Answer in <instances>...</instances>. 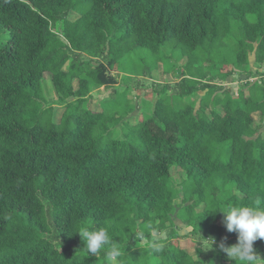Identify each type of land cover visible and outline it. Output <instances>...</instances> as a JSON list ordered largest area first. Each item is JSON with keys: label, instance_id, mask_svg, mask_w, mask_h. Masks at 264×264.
Segmentation results:
<instances>
[{"label": "trees", "instance_id": "16d2710c", "mask_svg": "<svg viewBox=\"0 0 264 264\" xmlns=\"http://www.w3.org/2000/svg\"><path fill=\"white\" fill-rule=\"evenodd\" d=\"M0 35V264H105L76 233L101 226L125 264H235L219 244L238 233L210 211L264 207V0H0ZM168 42L179 81L153 83L152 117L115 136L135 104L95 113L93 92L124 89L139 48L159 69Z\"/></svg>", "mask_w": 264, "mask_h": 264}, {"label": "rangeland", "instance_id": "374dc122", "mask_svg": "<svg viewBox=\"0 0 264 264\" xmlns=\"http://www.w3.org/2000/svg\"><path fill=\"white\" fill-rule=\"evenodd\" d=\"M72 19V18H71ZM75 20V19H72ZM2 34V32H1ZM1 36V35H0ZM0 43L1 40H0ZM163 54H161L160 57V61L164 60L163 62L159 63L160 67L163 68H155L154 66L156 65L155 62V57L152 55L150 50L144 49V48H139L135 53L130 54L129 56V61H128V66H124V64H122L118 71V73H120L122 76L121 78H124L123 80H127L129 78H126L127 76H133L134 78L138 79H144L145 84L148 86L146 87L145 85H140V88L138 89V91L142 94V99H143V104L141 102V99L138 100L139 106H140V110H141V106H142V115H144L145 118H150L152 117V112H153V108L157 102V100L159 99L157 96H155L154 94L151 95L150 93L152 92V84H159L160 86H163L167 83L169 84H173L178 80V76L180 75L177 70H179L177 68V62L181 57L182 51L179 47H176L172 42H168L167 46L165 47V49L162 52ZM167 58H166V56ZM182 59V58H181ZM251 60H252V71H257L258 70V66L254 64V56H251ZM158 63V62H157ZM180 65V64H178ZM158 69V70H157ZM162 69L165 72V70L171 72V79L169 76H167L166 74L162 73ZM261 70H264V68H262ZM176 73V74H175ZM177 78H176V77ZM245 78L240 77L238 75H233L232 77L228 78L225 86L226 88L231 87L234 92H237L238 87H239V83L242 82V79ZM169 79V80H168ZM167 80V81H166ZM126 84L128 85V83L126 82ZM75 86H77V84H75ZM120 89V88H118ZM115 90V88L112 87H103L100 89H97L95 92H93V97L90 103V108L92 111L95 112H100L102 110V104L105 101H108L112 98H114V93H112ZM122 93V92H121ZM148 93L150 95H148ZM201 96H203L205 93L202 92L200 93ZM235 94V93H234ZM132 96L131 99L135 100V98L133 97L134 94H131ZM172 96V91L169 89V91H167L166 95H161L159 96L160 98H164L165 96ZM51 98H55L53 94H51ZM136 101V100H135ZM200 107V101H198L197 104V108ZM214 110L215 112H218L220 114H223V111L221 108H209L207 110V113L210 114L211 111ZM139 110L135 111V113L133 115H131V117L128 118V122L131 125H136L139 122ZM256 119H259V115H255ZM124 127L122 124L121 126H117L116 132L119 133L120 135V130L121 128ZM172 175L173 177L176 179L179 178H183L185 179L186 176L180 172L179 169H173L172 170ZM176 224L181 228L180 234L182 236L187 235L191 229L190 228H186L185 225L176 220ZM168 233L169 231H164L163 234L159 237L160 238H167L168 237ZM180 244L182 246L183 249L188 250V252H190L191 254H195V249L193 246V241L192 238L190 237H184L182 240H180Z\"/></svg>", "mask_w": 264, "mask_h": 264}, {"label": "clouds", "instance_id": "9594fccd", "mask_svg": "<svg viewBox=\"0 0 264 264\" xmlns=\"http://www.w3.org/2000/svg\"><path fill=\"white\" fill-rule=\"evenodd\" d=\"M220 212L224 214V224L228 232L238 233V242L228 246L223 241L219 244V250L226 253L228 259L235 264H264L262 258L254 249L253 244L258 239H264V207H255L243 204H229ZM81 236L85 247L82 249L87 255L94 254L99 257L103 253L105 264H125V250L114 236L110 234L109 226H101L89 230L88 228L77 231ZM136 239V234L133 233ZM143 239V237H140ZM203 250H212L215 244L213 239L201 241ZM153 252H161L162 246L153 242L150 244ZM86 255V256H87Z\"/></svg>", "mask_w": 264, "mask_h": 264}, {"label": "crops", "instance_id": "0c3cea01", "mask_svg": "<svg viewBox=\"0 0 264 264\" xmlns=\"http://www.w3.org/2000/svg\"><path fill=\"white\" fill-rule=\"evenodd\" d=\"M115 75L117 77H119V79H121V76L122 75L120 73H115ZM133 76L131 78H129V81H127L128 85L125 84L124 89H118L121 86L120 83L118 84V86L115 87L119 91H115L114 90L112 92V93H114V96L115 97L112 98V99H110V100H108V101L103 102V104H102V110L100 112H95V111H93V112H95V113H104L105 111L107 112V110H110L109 108H110L111 104H114L115 103L117 105L118 102H122L121 105H123L127 101H130V102H133L135 104V110H134V112L131 115H133L135 113V111L139 110L138 116H141L142 115L141 114L142 113V106H141V110H140L139 109L140 108V106H139L140 103H138V100L141 99V102L143 104V99H142V94L138 91V89L140 88V84L136 83V78H134ZM122 87H123V84H122ZM112 88H114V87H112ZM131 94H134L133 97L135 98L136 101L133 100V99H131V97H130V96H132ZM108 113H109V111H108ZM129 117H131V116H129ZM129 117L125 118L118 126H121V124L124 126L125 123L129 121L128 120ZM143 117H144V115H142V118ZM118 134L119 133L116 132L115 136H117Z\"/></svg>", "mask_w": 264, "mask_h": 264}]
</instances>
